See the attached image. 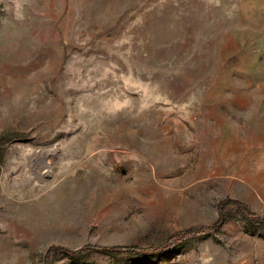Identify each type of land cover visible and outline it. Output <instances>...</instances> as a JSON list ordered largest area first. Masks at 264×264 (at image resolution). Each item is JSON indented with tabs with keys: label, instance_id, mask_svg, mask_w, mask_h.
<instances>
[{
	"label": "rangeland",
	"instance_id": "1",
	"mask_svg": "<svg viewBox=\"0 0 264 264\" xmlns=\"http://www.w3.org/2000/svg\"><path fill=\"white\" fill-rule=\"evenodd\" d=\"M0 139V264H264V0H0Z\"/></svg>",
	"mask_w": 264,
	"mask_h": 264
},
{
	"label": "trees",
	"instance_id": "2",
	"mask_svg": "<svg viewBox=\"0 0 264 264\" xmlns=\"http://www.w3.org/2000/svg\"><path fill=\"white\" fill-rule=\"evenodd\" d=\"M3 143H4V142L1 141V139H0V146H1ZM240 209H241V211L243 212L245 218H246L249 222H251L252 224H254V225L257 226V227H260V228H263V227H264V221H263V220H261L260 218L254 216V215L251 214L250 212H246V210H245L244 208H242V207H240ZM88 248H89V247H84V248H82V249H88ZM82 249L77 250V251H74L72 254H73V255H77L79 252L82 251ZM131 249H132V248H131ZM103 251H104V253H107V254H110V255H115V254H117V253L120 252V251H126V252H128L129 250H128V248H122V249H120V251H116V250H113L112 248H104Z\"/></svg>",
	"mask_w": 264,
	"mask_h": 264
}]
</instances>
